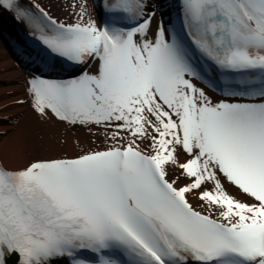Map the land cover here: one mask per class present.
I'll use <instances>...</instances> for the list:
<instances>
[{"label":"snow or ice","instance_id":"1","mask_svg":"<svg viewBox=\"0 0 264 264\" xmlns=\"http://www.w3.org/2000/svg\"><path fill=\"white\" fill-rule=\"evenodd\" d=\"M69 7L0 0L33 41L16 104L102 136L0 154V264H264V0Z\"/></svg>","mask_w":264,"mask_h":264},{"label":"bare ground","instance_id":"2","mask_svg":"<svg viewBox=\"0 0 264 264\" xmlns=\"http://www.w3.org/2000/svg\"><path fill=\"white\" fill-rule=\"evenodd\" d=\"M30 4L33 0H21ZM51 13L62 20H69L70 5L73 0H40ZM153 0H151L152 4ZM92 0H89L91 10ZM156 12V20L161 15ZM11 17L10 15H7ZM4 12L0 10V26L9 24ZM0 33L9 36L0 39V117H8L11 123L0 121V132L8 131L9 135L0 138V154L6 164L12 167L22 165L32 156L73 155L100 144L102 136L93 128V135L85 128H67L54 122L40 121L29 109L27 103L16 104L17 100L26 99L25 83L30 72L8 52L5 40H11V29L0 28ZM16 42L13 41L12 44ZM95 141V143H93ZM193 203L197 202L193 200Z\"/></svg>","mask_w":264,"mask_h":264}]
</instances>
